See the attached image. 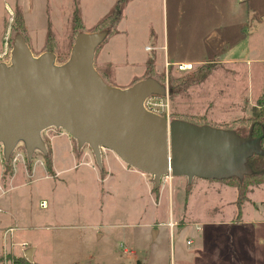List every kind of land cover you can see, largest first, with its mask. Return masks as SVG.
<instances>
[{"label": "rangeland", "instance_id": "1", "mask_svg": "<svg viewBox=\"0 0 264 264\" xmlns=\"http://www.w3.org/2000/svg\"><path fill=\"white\" fill-rule=\"evenodd\" d=\"M49 1L36 0L33 32L25 40L35 56L45 48L63 64L77 33L67 16L57 18L54 35L46 28L47 8L56 15L68 6L67 0ZM118 1L75 0L84 26L79 33L108 30L102 29L108 22L100 28L98 24ZM13 10L12 0H0L2 17L14 19ZM114 31L97 55V61H105L95 63L110 85L132 86L145 78L149 64L150 73L156 74L152 78L167 86L171 120L195 116L214 127H236L245 133L251 129L252 110L260 109L263 100L264 0H124L122 20ZM10 33L12 48L16 34L13 29ZM166 56L170 70L165 68ZM239 58L244 60L225 61ZM201 61L212 65H199ZM174 62H192L193 69L180 71ZM49 130L42 133L46 156L52 134L68 135L62 129ZM72 142L76 153L93 156L88 146L79 149L76 140ZM19 146L15 153L23 152ZM102 153L112 155L107 149ZM46 156L36 152L26 161L27 169L42 162L43 174H52ZM4 162L0 156L3 185L17 166L11 159ZM82 162L62 150L58 169L77 170L59 178H24L26 184L17 189L5 187L9 190L4 201L30 227L16 232V242L26 239L36 249L30 264H264V184L247 183L246 200L239 208L236 181H222L227 187L218 188L201 178L189 185L171 176L156 189L149 175L151 202L136 179H131L133 190L127 186L125 170L114 168L104 183L96 161L94 167Z\"/></svg>", "mask_w": 264, "mask_h": 264}, {"label": "water", "instance_id": "2", "mask_svg": "<svg viewBox=\"0 0 264 264\" xmlns=\"http://www.w3.org/2000/svg\"><path fill=\"white\" fill-rule=\"evenodd\" d=\"M243 1V0H242ZM108 30L79 33L68 60L46 51L35 56L22 34L15 35L8 62H0V144L3 158L22 145L31 162L48 154L42 133L64 130L78 148L88 146L102 168V150L129 167L153 177L158 189L168 175L205 180L239 179L252 171L248 160L264 156L262 136L241 137L234 130L168 121L148 111L145 100L165 97L167 86L145 78L121 89L109 85L95 67L96 50ZM156 232L153 233V239ZM34 248L24 257L33 263Z\"/></svg>", "mask_w": 264, "mask_h": 264}, {"label": "crops", "instance_id": "3", "mask_svg": "<svg viewBox=\"0 0 264 264\" xmlns=\"http://www.w3.org/2000/svg\"><path fill=\"white\" fill-rule=\"evenodd\" d=\"M236 1H239V0H236ZM243 1H245V0H243ZM49 2L50 3H54V0H50ZM12 3H13V7H14V10L12 12H14V15H15V12L19 10L21 12L22 16H23V23H24V26H25V33L23 35H26V36H24L25 39H26V37H28L29 33L31 31L33 32L32 24L30 26V22H32L31 18H33V16L34 17L36 16V11H37L36 0H12ZM27 3H28V5H27ZM67 4H68V6L66 7L67 11L66 12L65 11H60L59 13H56V15L53 13L52 10H51L52 13L51 12L49 13L48 12V8H47L48 16H47V19H46V28L50 32L53 31L52 32L53 35L57 31L55 26H56L57 18H60V16L61 17L62 16H67L66 21L70 22L72 20L71 21V30L73 28L74 13H75V11H78V14H79L80 9L78 8V6H76L75 0H67ZM6 5H7V3H6ZM47 6H48V2H47ZM200 7H202V6H200ZM198 9L202 10V8H198ZM80 16H81V14H80ZM121 20H122V18H121ZM121 20L118 22V24L121 22ZM13 22H14L13 15H12V18H10V19H8L6 17H2L0 15V54L5 50V37H6V35H7V33L9 31L11 32V29H12V26H13ZM262 24H263V22H262ZM82 27L84 29V26H82ZM112 34H110V35H112ZM69 35L70 34H68V36ZM102 45L98 49V51L96 53V56H95V63H97V64H99V63L103 64V61H105V59H103V58H102V60H100V62L97 61V55L100 52V50L102 49L101 48ZM149 48H150L149 46H146L144 48V50L147 51V49H149ZM43 52H46L45 48H42L39 53L42 54ZM242 60H244V59H240V58L239 59H234V60L227 59L225 61H230V62L234 61L235 62V61H242ZM4 62H8V61H4ZM206 62L205 61H201L198 64L199 65L210 64V62H207V63ZM170 63H172V62H170L169 56L168 57L166 56V58H165V68L167 67V64L170 65ZM174 63L178 64V63H192V62H174ZM210 65H212V64H210ZM169 67H171V65ZM147 68H148L147 70L150 73L151 66L149 64H148ZM167 69L168 68H166V70ZM171 69H172V67H171ZM97 71L100 73V75L107 82L108 81V78H106L107 74L106 73H102L99 70H97ZM164 73L161 74V75H164ZM210 74H208L207 78L210 76ZM152 76H156V74H152ZM206 79H205V81H206ZM262 99H264V40H262ZM178 119H181V120H184V121H187V122H191V123H194L196 125H210L207 120H205L203 118H202L203 119L202 120L201 118L195 117V116H193V118L183 116V117L178 118ZM212 127H214V126H212ZM216 128L231 129V130L235 131L236 127L235 128L234 127H231V128H228V127H216ZM50 130H49V132H51ZM48 149H49V152L51 154V160H52L51 170H49V171L52 174H49V175L47 173L43 174L42 168L44 169L45 166H44V164L42 162L41 163L37 162V163L33 164L31 169L29 168V170H28L27 166L25 165L27 160H23L22 161L23 162L22 165H20V166L18 165L20 161L17 163V166L15 167V170L13 172V175L9 179L8 183L3 185L2 184L3 182L0 181V209H1V212H0V257L2 256V253H3L5 247H7V249H9V250L12 248L11 247V242H13L14 244H16V246L14 247V252H15L17 258H23L24 257V252L26 250L24 252H21V250L17 246V244L22 243V242H26L29 245V242L26 239L18 240L20 242H16V232L22 231V230H26V229H28L30 227L25 226L23 221H22L23 220L22 217L17 214L16 209L13 210V207L9 206L4 201V196L7 194L5 192H7L9 190V189L6 190L5 187H7L8 185H13V186H11L10 189H17L20 186V184L21 185H25L26 184V183L23 182L24 178L30 179V178H33V177H37L36 180H38V179H50L51 177L59 178L61 175L67 173V171L70 172V170L73 169L74 167H70V168H66V169L62 170V169H58V167L56 165L57 164L56 163L57 160L60 158V155L62 154V150L64 152H68L74 158L80 156L81 159H83L82 163L85 164L88 167L91 166V165L93 166L94 161H95L93 156L92 157H87V156L84 157L81 154L79 155L78 153H76L74 145H73V142H72V138L69 137L68 135L63 134V133H56V134H52V136H50V142H49ZM111 154L112 155H108L107 153H104V154L102 153V159H103V162H104V166H103L104 169L102 167L101 168V172H103L105 174L101 178L102 181L104 183L105 182H109V180L112 177L113 169L116 168V167H119V168L125 170L128 173L127 178H126L127 186H129V188L131 190H133V187L135 185L133 184L131 179H136V181L140 185L142 184V186L144 187L145 194L150 195V197H151L150 200L152 202L154 200V198H153L152 193L150 192L151 191V187H150L151 186V181H150L149 175L145 174V173H142L140 171H137L136 169H134L132 167H128V165H126L124 162H122L113 152H111ZM74 169L77 170L78 168H74ZM45 171H46V169H45ZM101 172H100V174H101ZM177 178H178V182L179 181L182 182L183 180H187V178H185V177H177ZM20 179H22V181L21 182L19 181L18 184L14 185ZM200 180H202V181H211L212 184L218 186V188H222V187L226 188L227 187V185L225 183H222V181H224V180H222V181L205 180V179H200ZM110 190H111V187L107 186V191L110 192ZM1 191H4V193L3 192L1 193ZM38 227L42 228L43 226H38ZM9 229H14L13 235H12V237L10 239L8 237L5 240V232L7 230H9ZM17 248H18V251H17ZM29 248H31L30 245H29ZM35 252H36V249L34 250V255H35ZM34 255H33V259H34ZM0 262L2 263V261H0Z\"/></svg>", "mask_w": 264, "mask_h": 264}, {"label": "trees", "instance_id": "4", "mask_svg": "<svg viewBox=\"0 0 264 264\" xmlns=\"http://www.w3.org/2000/svg\"><path fill=\"white\" fill-rule=\"evenodd\" d=\"M123 7H124V0H119L118 3H116V5L114 6L112 13L109 14V16L106 17L104 20H102L98 24V27L100 28V25L102 23L108 22L109 26L102 27V29H108L109 35L112 34L114 32L118 22L122 18ZM12 29L16 35L25 33L23 16L19 10L15 12V17H14ZM73 29L75 30L77 35L79 34V30L83 29V27L81 26V21H80L78 11H75V13H74ZM49 38H50V34H49ZM100 46L98 47V49L100 48ZM98 49L96 50V53H97ZM150 77H152V74L147 72L145 74V78H150ZM251 119H252V125L250 126V128H251L252 137L258 138V137L262 136L263 138H262L261 143H262V147L264 148V99L262 100V106L260 107V109H258L256 107L253 108ZM235 131H236V133L240 134L242 137H247L249 132H250V129L246 133L240 129H235ZM45 161H46L47 167L50 168L52 165L50 152H49V155L45 157ZM4 164L6 165L7 163L4 162ZM248 165L250 166L252 173L249 176H245L243 181H240L239 179H236V178L224 180L225 182L236 181V185H235L237 188V200H236V202H237V206L239 208L242 205V203L246 200V189H247V187H245V186L247 185V183L250 182V183H253L255 185L264 184V156H257V155L253 156L252 158H250L248 160ZM16 264H30V263L27 262L25 259L20 258V259L16 260Z\"/></svg>", "mask_w": 264, "mask_h": 264}, {"label": "built area", "instance_id": "5", "mask_svg": "<svg viewBox=\"0 0 264 264\" xmlns=\"http://www.w3.org/2000/svg\"><path fill=\"white\" fill-rule=\"evenodd\" d=\"M10 41V31L7 33L6 37H5V50L0 54V62L3 61H8L10 59V53H11V47L9 46V42ZM169 64H167V68H169ZM178 70L180 71H189L193 69V64L192 63H178L176 64ZM144 106L145 108L152 112L155 113L157 115L163 116L165 117L168 121L171 120V103H170V97L167 94L165 97H161V96H150L148 97L145 102H144ZM22 148V151H18L17 153H15L17 151V149L15 150L14 154L11 157V160L13 162V164H17L20 160H26V153L25 150L23 148V146H19ZM0 156L2 157V161H3V147L0 144ZM171 177V175H168L164 178H169ZM45 203H42V206H44ZM1 212V209H0ZM14 232V229H9L5 232V240L9 237V239L12 237ZM16 246V244H14L13 242H11V249H7V247L4 248L3 251V261L2 264H15V259L17 258L15 252H14V247ZM17 246L20 248L21 252H24L25 250H27L29 248V245L26 242H22L17 244Z\"/></svg>", "mask_w": 264, "mask_h": 264}]
</instances>
